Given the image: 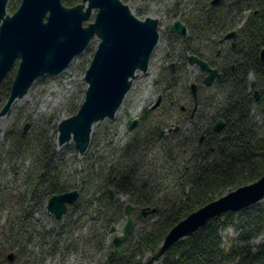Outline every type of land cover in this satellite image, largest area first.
I'll list each match as a JSON object with an SVG mask.
<instances>
[{
	"label": "trees",
	"instance_id": "trees-1",
	"mask_svg": "<svg viewBox=\"0 0 264 264\" xmlns=\"http://www.w3.org/2000/svg\"><path fill=\"white\" fill-rule=\"evenodd\" d=\"M230 1V7L212 6L211 0L194 1L181 17L189 36L177 37L181 48L164 81L165 96L170 94L167 99L178 105L184 100L174 98V94L183 83L190 56L219 69L221 77L206 88L214 95V111L207 127L194 130L190 136L175 130L163 138L171 128L173 114L167 112L155 117L158 122L145 132L135 135L120 156L110 157L106 163L98 157L90 167L87 161L85 173L79 172L74 181L62 166V155L56 148H48L44 139L8 133L10 148L6 153L0 150V162L5 155L10 163L20 164L15 172L21 171L28 189L20 199L15 198L22 205L21 216L5 224L9 213L6 206L14 198L1 183L0 174L1 264L11 261L6 252L24 254L28 247L24 234L32 228L38 207L48 204L53 196L76 190L80 193L78 201L62 220L56 219L53 257L72 253L88 264H264V241L255 244L264 236V200L216 217L159 261H152L178 223L264 175V0ZM63 4L74 7L78 1L63 0ZM246 12L249 15L243 19ZM232 32L237 35L230 44V55H224L220 63L214 61ZM13 80L7 76L0 86V110L10 96ZM183 89L188 93V83H183ZM201 91L200 86V97ZM150 114L151 110L145 111L143 119ZM220 121L225 128L215 132ZM122 196L128 197L136 212L135 228L115 246L116 226L126 208L120 201ZM228 230L232 236L224 237ZM81 231L85 233L79 235Z\"/></svg>",
	"mask_w": 264,
	"mask_h": 264
},
{
	"label": "water",
	"instance_id": "water-1",
	"mask_svg": "<svg viewBox=\"0 0 264 264\" xmlns=\"http://www.w3.org/2000/svg\"><path fill=\"white\" fill-rule=\"evenodd\" d=\"M10 1L0 0V86L17 61L19 65L10 96L0 110V119L9 114L16 101L28 94L38 79L62 74L76 57L88 49L95 37L100 39L85 75L88 88L84 102L76 115L63 120L58 127V145L63 147L74 142L83 156L90 146L94 124L105 119L113 121L138 77L137 72L148 71L160 40L159 20L137 18L121 0H81L82 3L74 7L65 6L63 0H22L18 10L9 15L7 7ZM224 1L214 0L212 4ZM94 10H97L94 22L85 26ZM170 31L182 36L188 34L187 27L180 21H176ZM236 35L232 32L227 39H234ZM261 58L264 62V50ZM189 61L208 73L207 86L220 78L218 70L208 63L194 56ZM191 92L198 108L196 84L191 85ZM259 97L257 93V100ZM161 101L160 98L154 109L160 106ZM138 122L135 120L131 124V131ZM224 128L225 123L220 121L214 131L221 132ZM111 196L113 198V193ZM79 197L77 190L53 196L47 209L56 219L62 220ZM263 200L264 175L257 182L227 193L178 223L168 233L152 261H159L173 246L196 234L216 217L244 210ZM133 210V206H126L128 222L122 235L115 237V246L121 245L134 230Z\"/></svg>",
	"mask_w": 264,
	"mask_h": 264
},
{
	"label": "rangeland",
	"instance_id": "rangeland-1",
	"mask_svg": "<svg viewBox=\"0 0 264 264\" xmlns=\"http://www.w3.org/2000/svg\"><path fill=\"white\" fill-rule=\"evenodd\" d=\"M78 4L82 3L77 0ZM128 5L132 13L139 19L145 20L153 18L159 20L160 40L152 54L149 69L147 72H137L138 77L133 81L131 90L125 97V100L116 114L113 121L105 119L93 126L91 134V142L88 151L81 156L77 150L75 143L70 142L63 147L58 145L59 124L63 120L77 114L84 102L88 85L85 82V75L94 57V54L100 43V39L95 37L88 49L76 57L70 66L60 75L45 76L37 80V82L29 90L28 94L13 105L8 115L0 119V150L6 153L10 148V142L7 139L8 133L27 135L30 139L37 137L45 140L48 148H56L62 156V166L65 167L67 175L71 181L79 176V172H84L86 166L89 167L95 163L98 157L106 159L113 156H120L124 147L133 140L135 135L145 132L157 119L165 115L167 112L172 113L170 120L171 128L166 130L163 138L180 127V135L190 136L194 130L207 127L208 121L211 120L213 113V93L206 91V87L201 82L204 80L205 74L196 65L187 63L185 72L182 74L183 83H188V87L192 82H196L202 87L200 97V108L197 112V118L191 120V112L194 108L193 98L190 90L188 93L183 89V83L178 86L174 98H183L182 104H175L167 99L170 94H164V81L170 72V66L175 63L176 55L180 51L181 41L178 35L171 34L170 29L174 21L181 18L188 9L192 8L195 0H121ZM22 0H12L7 7V14L13 15L21 5ZM231 6V1L226 2V7ZM185 10V11H184ZM97 10H94L90 21L84 25L94 22ZM248 12L243 14V19L247 18ZM226 42V41H225ZM231 42L223 44L220 49V56H214V61L222 62L224 55L229 56ZM19 61L10 71L8 76L14 78ZM162 99L161 106L156 110L153 107L159 99ZM181 106L188 108L187 113H180ZM148 119H143L145 111H150ZM145 118V117H144ZM138 120L139 124L134 130H130L131 124ZM25 130L26 133H23ZM163 138L161 140H163ZM36 144H40L39 141ZM35 144V145H36ZM158 144H161L159 142ZM153 154L150 156L152 157ZM116 158V157H115ZM0 174L2 176L1 183L8 187L13 194V200L20 199L28 185L22 180V173H16L20 169V164L16 162L10 163L5 155L1 156ZM23 161L24 159L21 158ZM88 161V164L86 163ZM25 164V162H23ZM29 166V162L24 165ZM25 173V171H22ZM0 183V184H1ZM127 196H122L120 201L124 203V207L129 205ZM8 202L6 209L9 211L7 221L12 218L21 216L22 205H18L17 200ZM47 205L38 207L37 212L33 216L32 228L25 231L24 236L28 241V247L24 248V254L18 255L16 251L6 252L7 257L12 259L8 264H88L82 262L81 256L70 254L66 257L52 256L56 246L55 232L56 218L47 209ZM136 219V212L131 214ZM128 222V218L124 215L121 222L116 226L115 237L123 233V229ZM29 227V226H28ZM81 231L78 234H84ZM233 232L228 230L224 237L232 236ZM50 235H53L50 237ZM25 241V242H26ZM264 241V236L255 241L258 246ZM5 255V257H6ZM1 264V263H0Z\"/></svg>",
	"mask_w": 264,
	"mask_h": 264
},
{
	"label": "flooded vegetation",
	"instance_id": "flooded-vegetation-1",
	"mask_svg": "<svg viewBox=\"0 0 264 264\" xmlns=\"http://www.w3.org/2000/svg\"><path fill=\"white\" fill-rule=\"evenodd\" d=\"M214 0H211V5L212 6H220V5H223V4H225L226 5V2L228 1V0H225L224 2H222V3H220V4H218V5H213L212 4V2H213ZM185 11V10H184ZM176 21H180V22H182L183 24H185L182 20H181V18H179L178 20H176ZM176 21H174V23L176 22ZM174 25V24H173ZM172 25V26H173ZM185 26L187 27V25L185 24ZM172 28V27H171ZM171 30V29H170ZM187 30H188V34L186 35V36H182V35H180V34H176V35H178V37H181V38H186V37H188L189 36V29H188V27H187ZM170 33H171V31H170ZM172 34V33H171ZM229 35V34H228ZM227 35V36H228ZM227 36L225 37V40H226V43L227 42H232V40H233V38L232 39H227ZM219 55H220V52H219ZM192 56H194V57H197V56H195V55H192ZM192 56H190V57H192ZM190 57L188 58V63L190 64V61H189V59H190ZM198 59H200V60H202V61H204V62H206V63H208L207 61H205V60H203V59H201V58H199V57H197ZM190 65H192V64H190ZM208 65L211 67V68H213V69H216V70H218V72H219V69L218 68H214V67H212L209 63H208ZM196 66H198V65H196ZM199 67V66H198ZM200 68V67H199ZM201 70V69H200ZM202 71V70H201ZM202 73L203 74H205V77H204V80H203V83H204V86L206 87V88H209V87H212L213 86V84L219 79H217L211 86H207L206 85V82H205V80H206V78L208 77V73H206V72H203L202 71ZM220 77H221V75H220ZM192 84H196L197 86H198V102H199V105H198V108H196V102H195V98L193 97V95H192V92H191V85ZM200 86L201 85H199L198 83H196V82H192L191 84H190V93H191V96H192V98H193V105H194V108L192 109V112H191V116H190V119L191 120H195L196 119V116H197V112H198V110H199V108H200V99H199V93H200ZM161 103H162V101H161ZM160 106H161V104H160ZM159 106V107H160ZM159 107H157V108H159ZM182 107V113H187V111H188V108L187 107H185V106H181ZM156 108V109H157ZM153 109H154V107H153ZM138 124H139V122H138ZM138 126V125H137ZM136 126V127H137ZM177 128H179L180 129V127H177ZM177 130V129H176ZM169 131V130H168ZM201 142H203V140L201 141Z\"/></svg>",
	"mask_w": 264,
	"mask_h": 264
}]
</instances>
